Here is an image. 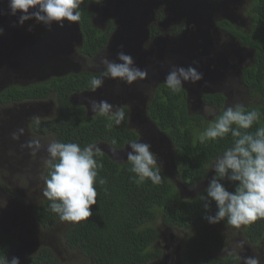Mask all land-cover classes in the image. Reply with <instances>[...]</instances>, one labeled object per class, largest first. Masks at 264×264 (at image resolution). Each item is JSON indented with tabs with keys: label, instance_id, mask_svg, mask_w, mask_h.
I'll return each instance as SVG.
<instances>
[{
	"label": "trees",
	"instance_id": "trees-1",
	"mask_svg": "<svg viewBox=\"0 0 264 264\" xmlns=\"http://www.w3.org/2000/svg\"><path fill=\"white\" fill-rule=\"evenodd\" d=\"M1 4H7V0H0ZM92 4L96 3L85 0L80 6L81 18L77 23L81 40L76 50L87 58L95 56L107 45L115 27L113 19H109L107 27L103 28L92 23L95 17L90 9ZM248 13L251 21L248 30L228 20L217 21V24L254 53L252 63L243 66L239 72L240 83L248 96L256 97L244 105L246 111L255 110L260 114L259 123L248 130L254 132L257 127L264 126V0H251ZM18 16H11V19L17 21ZM156 17L162 19L164 13L160 12ZM156 27L150 29L151 36L160 33ZM181 30L182 26L175 27L172 33L176 35ZM7 33L5 30L3 35ZM150 43L145 42L143 47H148ZM102 74L103 71L93 69H76L47 74V77L28 82L13 81L0 88V103L10 105L25 100L46 99L51 95L55 112L50 118L39 119L38 125L36 120L32 122L35 132L49 133L54 140L77 142L82 147L88 144L97 146L103 142L121 150L130 141L139 138L138 133L129 126V108L120 106L125 110L126 119L120 126L109 129L106 119L93 112L88 113L85 104L73 101L74 96L90 91L89 81L93 76L100 77ZM135 89L144 92L139 87ZM204 98L219 110L227 101L226 95L220 93L206 94ZM144 106L149 121L169 142V162L174 166L175 179L161 168L162 179L159 184L151 181L138 184L131 179L134 174L129 171L127 160L118 162L100 150L101 154L96 158L103 168L99 169L98 176L104 177L107 183L95 185L98 195L97 204L92 206V216L87 221L71 223L63 231L66 247L79 249L89 258L88 264H148L161 255V249L153 244L161 236L158 227L162 224L166 228L188 232L179 250L183 264H238L237 253L220 254L226 241L220 226L231 225L227 219L216 224L208 223L203 218L201 200V197L206 196L204 190L214 174L208 166L218 154L231 146V136L207 144L199 143L198 133L207 126L208 118L190 111L186 91L182 89L180 93L172 94L166 88L164 79L157 81ZM113 139L116 140L115 145L111 143ZM178 183L189 188L198 187L193 193L185 194ZM223 183L229 191H234L235 184L228 181ZM32 212L43 229H49L60 221L49 210V202L45 197ZM211 212H215L214 202ZM241 234L250 245H262L264 255V219L243 225ZM17 244L14 236L6 235L0 229V257L11 259ZM25 264L64 263L57 260L52 247L43 246L27 257Z\"/></svg>",
	"mask_w": 264,
	"mask_h": 264
},
{
	"label": "rangeland",
	"instance_id": "rangeland-1",
	"mask_svg": "<svg viewBox=\"0 0 264 264\" xmlns=\"http://www.w3.org/2000/svg\"><path fill=\"white\" fill-rule=\"evenodd\" d=\"M115 2L116 0H104L102 3L90 6L96 18L94 21L96 26L103 28L107 20L114 19L111 14L104 11L108 4ZM142 2L145 0L135 1L133 4ZM203 2L206 3L205 0H147L144 13L148 17L140 25L138 31L134 29L128 33L133 32L137 36L138 34L144 35V33L149 35L147 40L152 41L151 49L158 45L157 37L162 39L161 43L164 44L162 68H157V63L154 64L151 57L147 60L145 56L142 62L138 54L132 51L133 48H129L126 53L133 56L136 65L141 69H147L146 79L138 80L134 82L135 85L130 86L116 79H105L103 86L95 92L86 91L73 98L74 102L85 104L88 113H92L90 110V101L92 100H107L113 105L127 106L130 110L129 126L138 133V140L152 145L151 150L156 153L158 164L166 172H169L172 179H175V172L173 164L169 162L171 147L147 118L144 106L157 81L165 78L172 64L185 68L192 66L197 70L198 67L194 65L196 61L206 65L205 78L202 77L194 84L185 82L183 85L184 89L189 88L190 102H192L190 105H193L191 110L200 111L203 108L201 96L215 90H221L226 95L225 106L238 103L246 105L256 99V97L248 96L239 79L240 69L246 64L252 63L253 51L244 47L238 39L230 37L215 26L217 21L228 20L236 26L248 30L250 28L248 8L251 0H218L219 4L215 5L216 8L214 7L211 11L209 21L201 24V29L208 31L207 36L203 35V41L197 38L198 42L204 45L208 44L204 54L193 58L182 50L183 53H174L175 55L168 51L169 48H172L170 43L174 37H181L183 32L182 29L175 35L172 33V29L179 26L183 28L185 22V17L176 4L185 7L186 10L199 11ZM6 9L7 4L0 5V21H7L1 26L8 31L6 35H2L3 38H0V88L12 83L15 78L21 79V76L28 74L30 69L33 71V80H36L35 76L47 77V74L76 69H93L102 72L104 66L101 64V59L104 56L110 60L116 59V55L113 54L119 50L118 47L115 49L111 45L115 42L114 39L110 46H105L95 56L87 58L77 52L76 34L69 22L65 21L63 27L53 22L48 27L43 23H36L32 19L26 21L22 27L13 26L16 20H12L6 14L2 15ZM160 12L164 13V18L158 19L160 33L154 34L150 38L152 34L150 29L156 26V15ZM226 12L233 17L229 19L224 14ZM124 13L136 14L137 10L126 9ZM187 20L189 19L187 18ZM30 26L31 31H29ZM193 26L192 23H189V28L195 31ZM16 27L20 28L16 29ZM36 31L41 34L37 35ZM64 36H67L71 41H68L67 38L68 42L64 43ZM16 38H23L26 41V44L19 42L21 49L24 50L19 58H17V49L12 51L8 45L4 44L7 39L9 42L12 39L17 45ZM183 42L186 41L183 39ZM141 43L144 46L145 40L143 39ZM37 45L41 46L40 54H38ZM210 47L211 49H209ZM141 64L144 65V68ZM147 64L150 66L147 67ZM217 81L220 84L219 87ZM21 82H25V80H21ZM138 87L142 89H140L141 92H144H137L135 88ZM202 111L204 112V108ZM54 112V100L51 95L46 99L25 100L10 105L0 104V229L4 234L17 239L18 244L11 253V258L17 256L23 264L26 263L27 257L35 254L43 246L52 247L57 260L61 263L88 264L87 256L77 248L68 249L63 241V231L71 224L70 222L60 220L51 228L43 229L37 223L32 212L33 208L44 198L43 188L45 185L42 176L45 171L43 158L46 152L42 147L35 155H32L30 149L22 148L21 144L37 139L46 146L48 142L54 140L49 133L35 132L32 125V122L37 118L40 120L50 118ZM205 117L209 118L210 116L205 113ZM19 128L24 129V134L20 136L19 140H13L11 134ZM97 147L117 161L127 160V151L130 150L128 146L121 150L115 149L103 142L99 143ZM178 185L185 194L193 193L198 187L197 185L189 188L182 183H178ZM161 225L159 224L158 227L161 230V236L153 244L161 249V255L157 260L150 261L148 264H183L178 252L182 240L188 232ZM242 227L237 229L233 226H220L221 233L227 235L228 239L227 245L220 254L228 255L236 252L239 264H243L240 257L257 256L261 264L262 246H253L252 244L249 246L241 234Z\"/></svg>",
	"mask_w": 264,
	"mask_h": 264
},
{
	"label": "clouds",
	"instance_id": "clouds-1",
	"mask_svg": "<svg viewBox=\"0 0 264 264\" xmlns=\"http://www.w3.org/2000/svg\"><path fill=\"white\" fill-rule=\"evenodd\" d=\"M84 2L85 0H7V9L2 15L6 14L7 17H11L19 13L13 26H23L26 21L34 19L36 23H43L48 27L53 22L63 27L65 21L70 24L79 22L81 18L79 9ZM88 2L99 4L102 0H88ZM212 10L203 2L198 12L209 21V14ZM92 20L95 21V17ZM6 23V20L0 21V25ZM185 24L184 22L182 29L185 28ZM215 26H219L217 22ZM5 30L3 26H0V36ZM29 31H31V26ZM36 33L41 34L39 31ZM226 33L231 36L230 33ZM80 40L77 41L78 44ZM21 48H16L17 55L24 53ZM37 50L40 54L41 46L37 45ZM101 64L104 66L103 75L93 76L89 81V90L92 92L101 88L105 79H116L130 86L148 76L147 69L138 67L133 56L124 51H118L115 60L104 56ZM32 77L33 71L30 69L28 74L22 75L21 79L15 78L14 81L21 83V80L28 81L34 78ZM35 77L39 78V76ZM202 77L203 74L195 67L185 68L172 64L164 78V84L172 94H178L184 89L185 82L194 84ZM90 110L96 116L106 119V127L109 129L113 126H120L126 119L124 108L113 105L107 100L90 101ZM204 112L213 118L198 133V142L207 144L223 140L230 135L232 143L208 166L214 174L208 180L204 190L206 196L201 197L204 209L203 218L210 224L227 219V223L237 229L264 219V126L257 127L254 132L248 131L254 124L259 123V112L246 111L245 106L239 103L227 106L219 115L214 108L207 105L204 107ZM35 122L38 125L39 119L37 118ZM23 134L24 129L19 128L11 134L12 139L19 140ZM111 143L115 145L116 140L113 139ZM127 146L130 149L127 151L129 171L134 174L131 179L138 184L145 181L159 184L162 179L161 167L158 164L156 153L151 150L152 145L142 140H133ZM21 147L30 149L32 155H35L42 147L46 152L43 158L46 172L42 179L45 185L43 196L49 202V210L61 221L74 224L87 221L93 214L92 206L97 204L98 192L95 185L103 186L107 183L104 177L98 176L99 169L103 168V164L96 158L101 154L100 149L95 144L82 147L77 142L58 140H52L44 146L37 139L29 140L21 144ZM224 181L235 184L234 191H229ZM213 202L215 203L214 214L211 212ZM245 240L247 242L246 238ZM227 242L228 240L225 241L223 248ZM263 258L262 254L261 264ZM240 259L243 264H260L257 256L240 257ZM0 264H21V262L17 256L11 259L0 257Z\"/></svg>",
	"mask_w": 264,
	"mask_h": 264
},
{
	"label": "water",
	"instance_id": "water-1",
	"mask_svg": "<svg viewBox=\"0 0 264 264\" xmlns=\"http://www.w3.org/2000/svg\"><path fill=\"white\" fill-rule=\"evenodd\" d=\"M104 1V0H103ZM135 1H139V0H116L115 3L113 4H108L107 7H105V13H109L113 16V20H114V30L111 32L107 46H110L111 41L114 39V43L111 44L113 46V48H117L119 51H124L125 53L128 51L129 48H133L132 51L136 52L139 56V59L144 60L145 56L147 57V60L151 57L153 59L154 64L157 63V68H162V53L164 51V44H162V39L160 37H157V46L154 48H150V45H152V41L150 43V45L148 46V48H144L143 47V43L142 40L144 39L145 42L147 41V38L149 35H139L138 36L136 34L132 33H128V31H132L134 29H136V31H138L140 25L144 22V20L148 17L145 16L146 14L145 12V2L142 3H135L133 4ZM177 6H179V9H181L182 11V15L185 17V28L183 29V32L181 33V37L177 38L174 37L173 41H171V46L172 48H169V52H171L172 54H180L183 52H187L188 55H190L191 57H197L200 56L202 54H204V52L206 51L207 46H204L203 43H200L197 41V38L201 41H203V35L206 37L207 36V30H202L201 29V24H205L208 19L203 18L200 14V12L191 9V10H186L185 7L180 6V4H176ZM126 9H136L137 13L136 14H128V13H124V10ZM210 16V14H209ZM187 18L189 20H187ZM92 23L94 24V21L92 20ZM189 23H192L194 26V30L192 31L189 28ZM159 24V23H158ZM159 28V26H158ZM72 29L74 31V33L76 34V41H79L81 38V32L79 30V26L77 23H72ZM118 38V41H116V38ZM139 37V38H138ZM0 38H3L2 36H0ZM67 36H64V43L65 41H67ZM73 38V37H72ZM183 39L186 41L185 43L183 42ZM141 40V41H140ZM22 42L23 44H26V41L23 38H16V42L17 45L15 44V42L11 39V42H9V40L7 39L6 42H4V44L8 45V48H10L12 51L15 50L17 47H21L19 45V42ZM68 41H71L68 38ZM67 41V42H68ZM140 41V44H139ZM166 43V42H165ZM123 46L122 48L120 46ZM141 45V47H140ZM183 52H182V51ZM174 54V55H175ZM116 55V53L114 54ZM21 55L18 54L17 58H19ZM16 59L14 58V61ZM175 61V60H174ZM197 63V64H196ZM194 63L195 66L198 67L199 72H201L203 74V72L205 71V74H203V78L206 76V65L205 63L202 64L201 62H197ZM142 68H144V65L141 64ZM150 65L147 64V67H149ZM153 66V65H152ZM160 80V79H159ZM130 117V114H129ZM162 137H164L162 135ZM164 139L166 140V138L164 137ZM168 142V140H166ZM169 144V142H168ZM170 146V145H169ZM126 147V146H125ZM124 147V148H125ZM114 159V158H113ZM115 160V159H114ZM117 161V160H116ZM121 162V161H118Z\"/></svg>",
	"mask_w": 264,
	"mask_h": 264
},
{
	"label": "flooded vegetation",
	"instance_id": "flooded-vegetation-1",
	"mask_svg": "<svg viewBox=\"0 0 264 264\" xmlns=\"http://www.w3.org/2000/svg\"><path fill=\"white\" fill-rule=\"evenodd\" d=\"M206 1V3H205V5L208 7V8H210V9H213L214 7L216 8V6L215 5H217V4H219V2H218V0H205ZM224 14H226L227 16H228V18L230 19V18H232L233 16L231 15V16H229L228 15V12H226V13H224ZM156 19H157V21H156V23L155 24H158L159 23V21H158V19L159 18H157L156 17ZM95 20H96V18H95ZM107 24H108V20L106 21V25H105V27H107ZM156 28H158V27H156ZM218 29H220L221 31H223L224 33H226L224 30H223V28L222 27H220V26H218L217 27ZM243 29V28H242ZM245 30V29H244ZM227 34V33H226ZM228 35V34H227ZM151 37H153V36H151ZM230 37H232V38H234V36L233 35H231ZM205 46V45H204ZM244 47H246V46H244ZM209 49H211V47L209 48ZM246 65H249V64H246ZM245 65V66H246ZM32 80V79H31ZM31 80H28V81H31ZM27 81V82H28ZM217 83H218V87H219V82L217 81ZM186 89V91H187V104H188V107H189V110L190 111H192V112H196V111H194V110H191V108H193V105H190L192 102H190V92H189V88H185ZM213 90H215V89H213ZM212 93H220V94H223V95H225L221 90H215V91H213V92H206L205 94H203L202 96H201V98H200V100H201V102H202V105H203V108L207 105V106H210V107H212V108H214L215 110H216V113H217V115L220 113V111H223V109L224 108H226L227 106H225V104L227 103V101L224 103V107H222V109L221 110H219V108H217L216 106H213V105H210L206 100H205V98H204V96L206 95V94H212ZM229 106V105H228ZM203 108L200 110V111H198V112H196L197 114H200V115H203L204 117H205V112H203L202 110H203ZM205 118H208V117H205ZM213 117H209L208 118V120H210V119H212ZM260 246V245H259ZM263 254V250L261 249V255ZM178 256H179V252H178Z\"/></svg>",
	"mask_w": 264,
	"mask_h": 264
},
{
	"label": "crops",
	"instance_id": "crops-1",
	"mask_svg": "<svg viewBox=\"0 0 264 264\" xmlns=\"http://www.w3.org/2000/svg\"><path fill=\"white\" fill-rule=\"evenodd\" d=\"M225 239H226V241L228 240V239H227V235H225Z\"/></svg>",
	"mask_w": 264,
	"mask_h": 264
}]
</instances>
